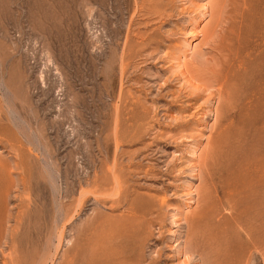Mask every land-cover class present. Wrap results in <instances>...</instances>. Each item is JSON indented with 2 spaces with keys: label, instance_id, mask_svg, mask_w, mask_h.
<instances>
[{
  "label": "rangeland",
  "instance_id": "obj_1",
  "mask_svg": "<svg viewBox=\"0 0 264 264\" xmlns=\"http://www.w3.org/2000/svg\"><path fill=\"white\" fill-rule=\"evenodd\" d=\"M263 258L264 0H0V264Z\"/></svg>",
  "mask_w": 264,
  "mask_h": 264
},
{
  "label": "bare ground",
  "instance_id": "obj_2",
  "mask_svg": "<svg viewBox=\"0 0 264 264\" xmlns=\"http://www.w3.org/2000/svg\"><path fill=\"white\" fill-rule=\"evenodd\" d=\"M225 2V1H224ZM225 5V4H224ZM223 5V6H224ZM211 8V6H210ZM203 10V9H202ZM218 14L219 15L223 10L222 8H218ZM225 10V9H224ZM210 12V11H209ZM226 14V13H225ZM221 16V15H220ZM218 17V16H217ZM222 17V16H221ZM221 19V18H220ZM227 21V20H225ZM219 22V21H218ZM227 23V22H225ZM219 24V23H218ZM223 30V29H222ZM217 31V30H216ZM215 31V32H216ZM218 32V31H217ZM212 33V32H211ZM196 34V33H195ZM217 34V33H216ZM215 36V35H214ZM218 36V35H217ZM217 38V37H216ZM217 41V40H215ZM217 46V45H216ZM214 46V47H216ZM215 50V48H213ZM220 49V48H219ZM222 51V50H220ZM219 51V53H220ZM221 56V54H220ZM211 58V57H210ZM223 59V58H222ZM225 59V58H224ZM212 60V59H211ZM214 60V59H213ZM212 60V62H213ZM207 61V60H206ZM209 61V60H208ZM207 61V63L205 62L204 64H206L205 67L203 68H200V70H196L197 72L195 73H190V74H186L187 78H186V83L188 84L189 88L192 89L194 92H196V94L200 93L201 91H207L209 90L210 88L212 89L213 88V83H215L216 85H218V90H219V94L221 95L222 91H223V86L224 84L226 83V81L228 80V77L230 76L231 72L229 71L230 68L226 67L224 69H216L212 66L209 65V62ZM216 61H219V60H216ZM215 62V60H214ZM203 63V62H201ZM182 65V64H181ZM184 66V65H183ZM203 66V65H201ZM199 68V67H198ZM184 69H185V66H184ZM186 70V69H185ZM190 70H188L189 72ZM184 78V77H183ZM184 84H185V81H183ZM206 87V88H204ZM217 87V86H216ZM213 98V97H212ZM219 99V98H218ZM215 111V110H214ZM211 156V155H210ZM209 156V157H210ZM199 216V215H198ZM260 253V252H259ZM264 259V258H263Z\"/></svg>",
  "mask_w": 264,
  "mask_h": 264
}]
</instances>
